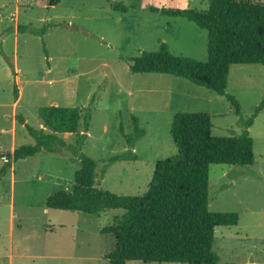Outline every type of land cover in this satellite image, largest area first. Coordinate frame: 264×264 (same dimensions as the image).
<instances>
[{
	"label": "rangeland",
	"instance_id": "rangeland-1",
	"mask_svg": "<svg viewBox=\"0 0 264 264\" xmlns=\"http://www.w3.org/2000/svg\"><path fill=\"white\" fill-rule=\"evenodd\" d=\"M57 1L0 0V264H109L106 255L116 240L108 228L125 213L108 209L91 215L46 206L53 192L72 189L80 162L68 150L12 159L14 149L35 143L24 123L47 131L38 116L41 107L84 109L94 96L83 152L97 162V183L117 194L140 195L157 161L178 153L171 136L176 113H207L212 134L229 136L241 133L240 117L252 116L264 98L260 64L230 66L226 92L239 100L241 115L225 97L187 79L130 72L131 58L158 50L161 42L175 55L206 60L205 30L151 8L204 10L209 0ZM115 2L127 10L114 9ZM48 23L54 26L42 35L18 31ZM136 120L146 134L130 147L126 136ZM249 131L253 165L209 169L210 211L239 214L238 225L216 228L212 249L218 264H264V108ZM64 138L73 143L76 134ZM129 149L137 160L108 164Z\"/></svg>",
	"mask_w": 264,
	"mask_h": 264
},
{
	"label": "trees",
	"instance_id": "trees-1",
	"mask_svg": "<svg viewBox=\"0 0 264 264\" xmlns=\"http://www.w3.org/2000/svg\"><path fill=\"white\" fill-rule=\"evenodd\" d=\"M208 9H170L152 7L151 11L169 17H183L207 32V58L204 61L175 55L165 42L155 51L143 50L130 59L134 74H167L181 77L225 97L241 115L240 102L226 92L230 66L260 64L264 67V3L251 0H209ZM52 0V4H57ZM112 7L126 11V6ZM53 23L41 29L18 26L44 34ZM17 89H15L16 93ZM17 99V95H16ZM95 97L84 109L69 106H43L39 119L47 129L25 124L35 143L13 150L12 159L33 157L41 152L62 153L68 150L80 162L74 173L72 189L50 194L46 206L51 209L98 215L108 209H124L118 222L108 228L115 236V247L106 258L109 264L144 263L218 264L219 256L212 249L216 228L236 226L239 214L209 209V169L212 164L248 166L254 164L253 139L250 127L264 108V98L252 116L240 117V134L215 136L212 119L207 113L178 112L173 117L171 136L178 153L157 161L147 190L140 195H123L99 187L97 162L83 152L89 131ZM23 123L24 118L19 117ZM83 129L82 133H79ZM64 134H76L69 143ZM146 131L137 120L134 131L127 135L133 147ZM131 149L111 157L116 161L137 160ZM7 161L2 168L10 166Z\"/></svg>",
	"mask_w": 264,
	"mask_h": 264
},
{
	"label": "water",
	"instance_id": "water-1",
	"mask_svg": "<svg viewBox=\"0 0 264 264\" xmlns=\"http://www.w3.org/2000/svg\"><path fill=\"white\" fill-rule=\"evenodd\" d=\"M7 156L9 157L10 156V153H8Z\"/></svg>",
	"mask_w": 264,
	"mask_h": 264
}]
</instances>
